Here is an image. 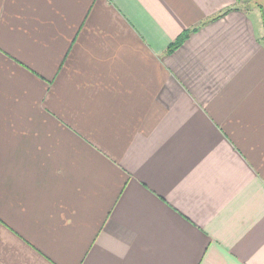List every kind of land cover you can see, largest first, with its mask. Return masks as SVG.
Masks as SVG:
<instances>
[{"label": "crops", "instance_id": "1", "mask_svg": "<svg viewBox=\"0 0 264 264\" xmlns=\"http://www.w3.org/2000/svg\"><path fill=\"white\" fill-rule=\"evenodd\" d=\"M250 1L0 0V264H264Z\"/></svg>", "mask_w": 264, "mask_h": 264}, {"label": "trees", "instance_id": "2", "mask_svg": "<svg viewBox=\"0 0 264 264\" xmlns=\"http://www.w3.org/2000/svg\"><path fill=\"white\" fill-rule=\"evenodd\" d=\"M231 9H227L226 11H224L223 13H221L220 15L212 18L211 20L205 21L203 23H201L198 26H195L193 28L184 30L172 43H170L167 48H166V52L165 54H171L172 52H174L176 49H178L183 43L184 41L194 32H196L202 25H204L205 23L215 20L223 15H225L227 12H229ZM263 40H264V36H263Z\"/></svg>", "mask_w": 264, "mask_h": 264}, {"label": "rangeland", "instance_id": "3", "mask_svg": "<svg viewBox=\"0 0 264 264\" xmlns=\"http://www.w3.org/2000/svg\"><path fill=\"white\" fill-rule=\"evenodd\" d=\"M249 7L252 10L255 7H259L261 9L262 18H263V21H264V0H251Z\"/></svg>", "mask_w": 264, "mask_h": 264}]
</instances>
